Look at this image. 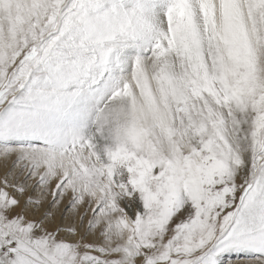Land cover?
I'll use <instances>...</instances> for the list:
<instances>
[{
	"label": "snow or ice",
	"instance_id": "6c2138e0",
	"mask_svg": "<svg viewBox=\"0 0 264 264\" xmlns=\"http://www.w3.org/2000/svg\"><path fill=\"white\" fill-rule=\"evenodd\" d=\"M264 264V0H0V264Z\"/></svg>",
	"mask_w": 264,
	"mask_h": 264
},
{
	"label": "rangeland",
	"instance_id": "374dc122",
	"mask_svg": "<svg viewBox=\"0 0 264 264\" xmlns=\"http://www.w3.org/2000/svg\"><path fill=\"white\" fill-rule=\"evenodd\" d=\"M243 260H244L243 256L237 257L236 255H232L228 257L226 264H237L238 261H243Z\"/></svg>",
	"mask_w": 264,
	"mask_h": 264
}]
</instances>
